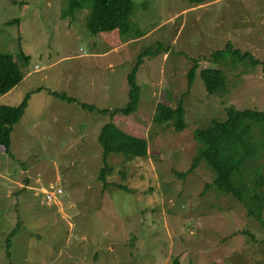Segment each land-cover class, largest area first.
Masks as SVG:
<instances>
[{"label": "rangeland", "instance_id": "1", "mask_svg": "<svg viewBox=\"0 0 264 264\" xmlns=\"http://www.w3.org/2000/svg\"><path fill=\"white\" fill-rule=\"evenodd\" d=\"M130 4L125 31L92 35L89 11L63 17L65 0H0V52L12 54L23 75L0 95V105L29 95L8 150L0 146V264H171L175 257L179 264H264L262 225L216 191L205 159L190 171L196 130L225 118L229 106L264 109L261 63L229 53L211 57L229 40L264 60V0ZM138 53L136 110L122 115L114 110L127 102V74ZM205 66L222 69L224 93L205 90L199 74ZM180 99L182 129L151 121L158 102ZM107 122L143 138L146 155L123 163L110 154V185L103 188L98 134ZM256 170L264 177L262 148L246 161L243 179Z\"/></svg>", "mask_w": 264, "mask_h": 264}, {"label": "trees", "instance_id": "2", "mask_svg": "<svg viewBox=\"0 0 264 264\" xmlns=\"http://www.w3.org/2000/svg\"><path fill=\"white\" fill-rule=\"evenodd\" d=\"M88 10L85 25L92 35L119 29L125 31L128 27L131 13L130 0H65L64 16L73 17L75 11ZM142 54L145 51L141 52ZM138 53L132 70L127 74V102L119 109H115L122 115H128L136 110L138 87L134 82V69L138 59L142 55ZM229 53L232 58L239 61H250L253 65L261 63L264 71V60L256 58L248 50H239L231 41H226L222 48L211 52L213 60L218 61ZM24 56V55H22ZM26 56H24L25 58ZM223 60V59H222ZM220 62V61H219ZM197 69V62L192 66L188 74V85L193 81ZM205 90L209 94L226 91V77L220 68L205 66L199 71ZM23 78L17 61L12 54L0 52V95L15 87ZM48 93L67 102H74L75 98L48 90ZM29 95L17 105H0V146L8 150L11 142L13 126L20 120L28 104ZM82 105V108L95 110L94 106ZM101 113L109 112L108 109H97ZM218 118V119H217ZM213 118L204 129L195 131L198 141V156L194 158L190 171L195 168L199 158L207 161L215 174L213 185L216 191L223 195H230L241 203L247 210L248 216L257 220L264 228V177L258 170L254 171V178L243 179L242 170L248 159L254 158L259 148L264 149V109L250 108L236 109L232 106L226 108L225 118ZM153 123L173 122L176 129H182L185 125V109L183 99L173 104L158 102L152 114ZM258 130L259 140H256L255 131ZM98 142L102 148L103 168L98 179L103 188L110 184L106 181V175L112 168L107 159L110 154L120 155L123 163L134 158H142L146 155V141L138 136L130 135L111 122L105 123L98 134ZM250 182V187L247 183ZM253 182V186L251 183ZM118 190L125 187L115 184ZM171 264H179L175 257Z\"/></svg>", "mask_w": 264, "mask_h": 264}, {"label": "built area", "instance_id": "3", "mask_svg": "<svg viewBox=\"0 0 264 264\" xmlns=\"http://www.w3.org/2000/svg\"><path fill=\"white\" fill-rule=\"evenodd\" d=\"M55 193L59 194V193H61V191H59V189H56ZM45 198H46V200H52L53 199V193H47Z\"/></svg>", "mask_w": 264, "mask_h": 264}]
</instances>
